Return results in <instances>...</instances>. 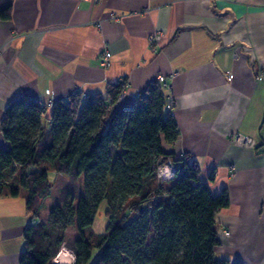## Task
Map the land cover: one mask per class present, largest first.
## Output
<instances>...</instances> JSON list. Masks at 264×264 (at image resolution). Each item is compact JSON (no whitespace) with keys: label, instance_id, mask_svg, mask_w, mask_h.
I'll return each mask as SVG.
<instances>
[{"label":"crops","instance_id":"crops-1","mask_svg":"<svg viewBox=\"0 0 264 264\" xmlns=\"http://www.w3.org/2000/svg\"><path fill=\"white\" fill-rule=\"evenodd\" d=\"M158 76L179 133L164 153L190 156L213 195L228 192L215 256L264 264V0H12L0 21V124L21 96L50 105L122 82L126 105ZM29 224L24 189L0 196V264H19Z\"/></svg>","mask_w":264,"mask_h":264},{"label":"trees","instance_id":"trees-1","mask_svg":"<svg viewBox=\"0 0 264 264\" xmlns=\"http://www.w3.org/2000/svg\"><path fill=\"white\" fill-rule=\"evenodd\" d=\"M11 6L0 0V21L10 19ZM122 87L109 85L105 96L75 92L50 105L21 96L6 107L0 196L24 189L31 221L19 264H50L64 244L74 264H231L215 256V216L229 205L227 190L213 195L190 156L164 153L179 133L157 83L126 105L118 102ZM168 161L175 171L163 181L158 168ZM52 173L69 181L42 222ZM102 203L108 220L98 234L92 226ZM68 228L78 235L70 242Z\"/></svg>","mask_w":264,"mask_h":264},{"label":"built area","instance_id":"built-area-1","mask_svg":"<svg viewBox=\"0 0 264 264\" xmlns=\"http://www.w3.org/2000/svg\"><path fill=\"white\" fill-rule=\"evenodd\" d=\"M94 2L98 1V0H93ZM159 37H157L156 35L154 36H151L149 38V42L150 44L153 43L156 39H158ZM109 56V54H106L103 62H102V65L105 66L107 65V57ZM260 75H262V73H260ZM228 76V79L230 78L229 74H227ZM157 84L160 86V88H163V89H168V86L165 82V77L163 76H158L157 78ZM123 95H124V88L121 90V93L118 97V102H122V99H123ZM172 105V102H171V99L166 96V108H170ZM231 141L234 143V144H242V145H248V146H254V142H252V140H249L248 138L240 135V134H234L231 138ZM174 167L173 165L171 164L170 161L166 162L165 164H163L162 166H160L158 168V176L161 178V180L163 181H167V180H170L172 179L173 175H174ZM60 255H62V257L60 258V261H65L66 258H70L72 260V264H74V255L73 253L67 249L66 247L64 246H61L59 251L57 252V254L55 255V257L51 260V263L50 264H57L56 263V258Z\"/></svg>","mask_w":264,"mask_h":264},{"label":"rangeland","instance_id":"rangeland-1","mask_svg":"<svg viewBox=\"0 0 264 264\" xmlns=\"http://www.w3.org/2000/svg\"><path fill=\"white\" fill-rule=\"evenodd\" d=\"M51 177L50 179L54 180L53 181V189H52V192H51V195L50 197H48L49 199L48 200H45L44 202V213L42 211L41 215H40V218H41V221L43 222L42 218H43V214H45V212L54 205V203L57 202L58 199H60V189L61 187L67 183L69 181V179L66 180V178H61V177H58L57 175L55 174H50ZM66 180V181H65ZM75 184L77 186V191L78 193L81 191V181H75ZM59 201V200H58ZM49 207V208H48ZM107 207H106V204H102L99 209H98V212H97V215H96V220H94L95 224H93L92 226V229L95 233H102L105 228H106V225H107ZM71 230V231H70ZM74 232H75V229L74 228H71L69 229V233H68V237L71 238L73 235H74ZM227 234V233H226ZM68 242H70L69 240L71 239H67ZM66 247V246H65ZM67 248V247H66ZM60 249V248H59ZM59 251V250H58ZM232 264H235V262H231Z\"/></svg>","mask_w":264,"mask_h":264},{"label":"bare ground","instance_id":"bare-ground-1","mask_svg":"<svg viewBox=\"0 0 264 264\" xmlns=\"http://www.w3.org/2000/svg\"><path fill=\"white\" fill-rule=\"evenodd\" d=\"M61 257H62V255H61ZM60 255L56 258V263L57 264H72V260L70 259V258H66V260L65 261H63V263H62V261H60Z\"/></svg>","mask_w":264,"mask_h":264},{"label":"water","instance_id":"water-1","mask_svg":"<svg viewBox=\"0 0 264 264\" xmlns=\"http://www.w3.org/2000/svg\"><path fill=\"white\" fill-rule=\"evenodd\" d=\"M53 264H55V263H53Z\"/></svg>","mask_w":264,"mask_h":264}]
</instances>
